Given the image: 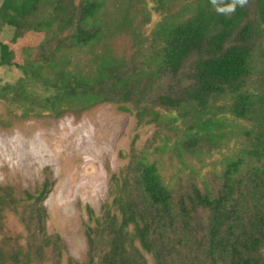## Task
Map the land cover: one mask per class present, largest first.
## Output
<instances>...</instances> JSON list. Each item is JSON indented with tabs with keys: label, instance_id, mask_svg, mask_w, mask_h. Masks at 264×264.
<instances>
[{
	"label": "trees",
	"instance_id": "obj_1",
	"mask_svg": "<svg viewBox=\"0 0 264 264\" xmlns=\"http://www.w3.org/2000/svg\"><path fill=\"white\" fill-rule=\"evenodd\" d=\"M102 6L101 0L0 4V31L13 29V42L46 31L33 59L27 53L14 59L16 48L0 41V65L21 72L15 84H0V99L21 109L19 121L112 103L155 127L143 146L132 140L126 163L110 173L99 213L86 206L85 259L68 257L66 264H149V258L153 264H264V0H194L159 28L151 56L142 47L129 58L107 51L90 70L68 68L69 53L101 38ZM222 95L230 96L228 113L252 126L244 132L245 150L210 175V184L190 180L170 188L144 153L172 145L211 151L223 123L211 101ZM180 119L188 124L178 132ZM54 182L24 191L19 215L26 249L8 254L0 247V264H31V254L41 258L47 250L61 264L66 246L46 228L44 201ZM13 193L0 185V224L14 209Z\"/></svg>",
	"mask_w": 264,
	"mask_h": 264
},
{
	"label": "rangeland",
	"instance_id": "obj_2",
	"mask_svg": "<svg viewBox=\"0 0 264 264\" xmlns=\"http://www.w3.org/2000/svg\"><path fill=\"white\" fill-rule=\"evenodd\" d=\"M101 1L98 22L104 27L103 34L92 46L69 53L68 68L72 70L78 66L84 71L90 70L96 55L107 51L116 57L129 58L142 47L151 56L153 47L159 43V28L184 15L186 6L194 0ZM45 33V30L35 31L13 42V29L5 28L0 31V41L16 48L14 59L26 53L33 59L45 41ZM20 77L18 69L0 65V84H15ZM229 103L228 95L211 101L216 117L223 121L216 130L221 135L214 138L211 151L204 147L191 153L172 145L144 153L155 161L161 179L170 188L175 189L179 183L185 187L190 180L201 186L206 181L210 184V175L221 171L227 160L245 150L242 140L248 137H244V132L252 126L228 113ZM20 112V108L0 99V185L10 187L17 197L15 210L5 212L0 224V247L5 252L19 247L26 249L28 233L19 215L24 210V202L19 199L25 190L33 191L45 179H50L55 182L44 201L47 233L60 235L66 246L61 264H66L68 257L83 262L87 248L82 229L88 218L86 206L99 213L101 204L108 198L110 173L126 163L124 156L132 140L136 137V144L143 146L155 127L140 125L132 113L121 111L112 103L65 112L58 118L43 115L19 121ZM187 122L179 120L178 132L186 128ZM53 260L50 250L41 258L31 254V264H54Z\"/></svg>",
	"mask_w": 264,
	"mask_h": 264
}]
</instances>
